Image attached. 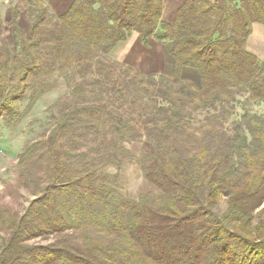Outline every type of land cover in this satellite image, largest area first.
I'll use <instances>...</instances> for the list:
<instances>
[{"label": "trees", "instance_id": "trees-1", "mask_svg": "<svg viewBox=\"0 0 264 264\" xmlns=\"http://www.w3.org/2000/svg\"><path fill=\"white\" fill-rule=\"evenodd\" d=\"M26 1L29 31L16 8L0 41V120L18 126L58 79L68 91L18 155L10 187L36 197L22 213L0 204V264H264V112L247 106H264V60L247 48L264 0H185L172 22L164 0ZM134 33L163 44L171 75L114 56Z\"/></svg>", "mask_w": 264, "mask_h": 264}, {"label": "rangeland", "instance_id": "rangeland-1", "mask_svg": "<svg viewBox=\"0 0 264 264\" xmlns=\"http://www.w3.org/2000/svg\"><path fill=\"white\" fill-rule=\"evenodd\" d=\"M45 2L49 3L52 11L57 13L61 12L59 8L62 0H45ZM64 2L66 6L71 0H64ZM244 2L248 4L247 0H244ZM16 8L19 10L18 19L21 26L26 32L30 29V22L27 19L28 3L26 0H0V16L4 22V30L0 37V41L4 45L12 43V13ZM118 59L146 73H164L168 75L172 73L173 66H171L170 59L165 52L163 44L154 39L151 40L150 47L142 45L135 38L131 39ZM183 74L185 78L191 79L197 83L199 82V75L196 69L186 68ZM67 91L68 89L64 81L58 79L56 86L38 99L18 126L15 128H7L4 122L0 120V204H9L15 210L22 213L29 202L36 197L25 189L17 191L10 187L17 179L19 169L18 155L29 142L49 132L54 123V104L57 100L61 99ZM244 98L242 102H248ZM25 105L26 104L23 103L22 108H24ZM247 106L252 112H264V106H255L253 103L247 104ZM141 145V142L135 141L127 146L133 154L138 155ZM110 171H114V168H110ZM143 187L144 179L141 171L134 163H126L122 170V191L132 197H136ZM226 206L227 203L223 201L221 204L222 210H224ZM53 240L54 237L51 236L48 239L39 238L35 241L38 243H48Z\"/></svg>", "mask_w": 264, "mask_h": 264}, {"label": "crops", "instance_id": "crops-1", "mask_svg": "<svg viewBox=\"0 0 264 264\" xmlns=\"http://www.w3.org/2000/svg\"><path fill=\"white\" fill-rule=\"evenodd\" d=\"M184 1L185 0H169V1L164 0L165 2V15L164 16L168 21L172 22L174 20L178 7L182 5ZM211 1L216 3L218 6H222L224 0H211ZM233 1H236V0H233ZM64 3H65L64 0H62L61 6L59 8L61 9L60 13L64 12L69 6V4L65 6ZM133 38L139 41L138 34L134 33L128 42L120 44L118 48L115 50L114 56L116 58L120 57L121 53L124 52L127 45L130 43L131 39ZM247 48L250 51L257 54L260 57V59L264 60V25L263 24L253 22V29L247 41Z\"/></svg>", "mask_w": 264, "mask_h": 264}]
</instances>
